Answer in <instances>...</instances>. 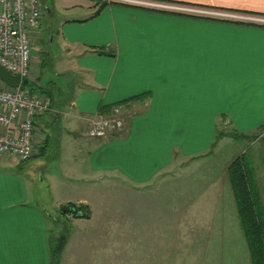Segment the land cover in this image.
Returning <instances> with one entry per match:
<instances>
[{"label":"crops","instance_id":"crops-1","mask_svg":"<svg viewBox=\"0 0 264 264\" xmlns=\"http://www.w3.org/2000/svg\"><path fill=\"white\" fill-rule=\"evenodd\" d=\"M145 1L264 16V0ZM41 4L27 81L50 110L37 120L33 158L0 155V264H53L50 239L65 219L60 264H222L219 244L203 249L192 192L160 177L207 158L219 132L264 130V26L106 0ZM117 106L125 130L89 137L90 120ZM231 189L229 225L242 240ZM69 204L90 217L64 218ZM218 218L212 241L224 245L226 212Z\"/></svg>","mask_w":264,"mask_h":264},{"label":"built area","instance_id":"built-area-1","mask_svg":"<svg viewBox=\"0 0 264 264\" xmlns=\"http://www.w3.org/2000/svg\"><path fill=\"white\" fill-rule=\"evenodd\" d=\"M157 11L188 14L184 6L145 0H106ZM204 18L264 26V16L209 10ZM195 12V11H194ZM199 12V11H198ZM197 13V12H196ZM191 15V14H188ZM42 22L41 0H0V66L21 80L33 75V31ZM50 110L47 97L20 86L11 88L0 81V155H11L25 162L35 155L36 123ZM125 112L114 107L110 114L97 113L89 123L88 136L102 138L121 132L127 126ZM69 217H74L69 213Z\"/></svg>","mask_w":264,"mask_h":264},{"label":"rangeland","instance_id":"rangeland-1","mask_svg":"<svg viewBox=\"0 0 264 264\" xmlns=\"http://www.w3.org/2000/svg\"><path fill=\"white\" fill-rule=\"evenodd\" d=\"M173 5L184 6L177 8H186L189 12L188 14L200 18H202L204 16L203 14H206V12H210L209 10H220L191 4ZM225 11H228L229 13H242L238 11ZM127 118L128 115L126 116V120ZM226 131L227 132L225 133L227 136L217 141L211 152L207 155V158L184 159L182 161H178L165 173V175L160 177V179L167 177L164 184L174 185L179 187V189L186 188L187 192H192L189 196L192 197V202L195 205L197 204L195 208H199L204 212L203 222L207 225V228H203L205 233L202 236V240L205 241L203 246L205 251H209L211 253L214 251L213 247L219 244V247H217L219 250L216 252L222 255V264H251L250 253L243 231L242 240H240L241 236L238 238V235L235 233V231L239 232L237 229L239 223L236 222L235 231L233 230L232 224L229 225V223H232L233 212L231 211L232 206H230V202H228L230 196L228 191L230 192L231 189L228 168L237 157L243 155L247 160L252 161L256 171L255 174L257 176V183L261 189L264 201V130L257 131L250 135L249 137L253 138H251V140L233 139L230 136L231 132H229V129H226ZM160 179L158 182L162 183V180ZM224 198L227 200L225 203V209H222L224 208L222 204H220L219 208H217L218 203L223 202ZM200 203H204V207H201L199 205ZM221 212L222 214H220ZM224 212H226L225 221L228 225H226V227L224 226L222 232L219 234L222 239L226 236V243L223 245V243H214L212 241L213 236H211V234H213V230H215L214 228L216 226L222 224V221H219L221 218L219 219L218 216L223 215ZM52 215H55L54 212ZM69 215L70 214H67L66 217L69 219L75 218L69 217ZM57 218H59V221L62 220L59 215ZM66 220L67 219L64 221ZM64 221L63 226H56L52 237L54 241L58 240L61 235L65 234L67 226ZM51 223L53 224L54 222L51 220ZM57 228L62 230V234ZM221 233H223L224 236H222ZM222 239H220V242H222ZM207 255L206 257H208Z\"/></svg>","mask_w":264,"mask_h":264},{"label":"trees","instance_id":"trees-1","mask_svg":"<svg viewBox=\"0 0 264 264\" xmlns=\"http://www.w3.org/2000/svg\"><path fill=\"white\" fill-rule=\"evenodd\" d=\"M176 14L195 17L188 14ZM211 19L216 18L211 17ZM28 85L29 83L24 88H28ZM225 136H227L225 132H219L217 141ZM230 136L236 140H251L252 138L237 134H231ZM255 173L253 162L247 160L244 155L237 157L228 168L229 180L235 197L242 230L247 241L251 264H264V201ZM60 212L64 218L69 213H73L75 218L90 217V208L83 205L69 204L62 207ZM67 240V235H62L55 241L51 239L50 249L53 264H60L61 255Z\"/></svg>","mask_w":264,"mask_h":264},{"label":"water","instance_id":"water-1","mask_svg":"<svg viewBox=\"0 0 264 264\" xmlns=\"http://www.w3.org/2000/svg\"><path fill=\"white\" fill-rule=\"evenodd\" d=\"M0 81L11 88L25 87L28 84L27 80H21L20 76L13 75L0 66Z\"/></svg>","mask_w":264,"mask_h":264}]
</instances>
